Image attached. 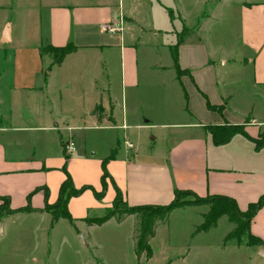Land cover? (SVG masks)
<instances>
[{
  "label": "crops",
  "instance_id": "0c3cea01",
  "mask_svg": "<svg viewBox=\"0 0 264 264\" xmlns=\"http://www.w3.org/2000/svg\"><path fill=\"white\" fill-rule=\"evenodd\" d=\"M133 1L132 7L125 0L29 1L28 24H20L10 18L7 7L12 0H0V197L10 199L11 209L26 206L28 199H46L45 189L50 193L64 180L61 174L52 180L68 153L59 145V135L66 133L67 144L75 146L80 134L103 130L115 132L110 147L116 155L108 168L114 187L129 206L168 204L179 190L199 197L229 196L246 210L264 193V147L257 149L251 138L240 134L216 145L207 128L244 125L249 120L245 127L250 137L264 131V0H239L240 38L248 55L218 53L206 44L203 33L214 17V7L194 28L185 10L195 0L186 5L185 0H177L178 20L170 11L172 19L161 20L152 30L135 13L142 3L146 5L144 0ZM202 1L208 5L212 0ZM218 1L223 9L230 8L231 0ZM43 9L47 10L44 20ZM103 25L118 29L111 35ZM146 30L152 37H142ZM164 34L172 37L163 40ZM163 42L169 53L180 43L179 66L184 74L179 75L174 60H162L157 46ZM69 43L77 50L60 65L50 54H41L42 45ZM142 49L144 59L150 58L147 51L153 55L146 63L140 61ZM207 100L223 111L210 110ZM155 129H160V136L151 140L160 137L174 143L167 151L144 158L131 138L139 135L136 139L143 142L144 131L150 135ZM52 136L57 146L49 142ZM58 194H49L51 204ZM31 206L44 209L45 204ZM197 207L177 208L171 215L179 221L185 212L201 216L205 211ZM36 215L47 219L51 214L20 212L3 215L0 221ZM196 221H188L190 238L197 235V226L191 228ZM164 230L167 225L158 226L150 241L152 257H143L146 262L155 260L152 243ZM250 232L263 242L247 243L250 261L264 264V208L253 219Z\"/></svg>",
  "mask_w": 264,
  "mask_h": 264
},
{
  "label": "rangeland",
  "instance_id": "374dc122",
  "mask_svg": "<svg viewBox=\"0 0 264 264\" xmlns=\"http://www.w3.org/2000/svg\"><path fill=\"white\" fill-rule=\"evenodd\" d=\"M29 1L37 2L38 0H12L13 4L7 9L13 21H19L20 24L27 23L30 11ZM150 1L153 3L152 7L148 5L147 0H144L146 5L142 3L135 12L140 21L151 26L147 29H156V25H161V20L168 23L170 18L172 19L170 11L175 13V19L178 20L181 11H179L180 7L177 0ZM17 2L22 4L17 7ZM133 2V0H125L128 7H132ZM138 2L141 3V1ZM188 3H190V0L184 1L185 5ZM229 4V9H223L218 0H212L208 5H204L202 0H195L191 1V7L185 10V15H187L191 26L198 28L203 18L207 14L209 15L211 8L214 7V17L207 25L205 33H203L206 36V44L209 47L216 48L218 53L228 51L248 55V51L242 49L240 38L241 6L239 0H231ZM42 12L44 20L45 16L47 17V10L43 9ZM177 23L179 24V22ZM177 23L175 22V24ZM44 25L45 23H43V27ZM139 26L142 27L144 24L139 22ZM168 30L171 31V29ZM109 34L112 35L110 32ZM164 35L163 40L172 37L170 34ZM142 37L152 36L146 30ZM162 44L164 42L158 44L157 50L161 54L162 60L165 63H170L173 60L171 52L169 53L168 50L164 49ZM142 52L144 53L143 49L140 50L141 63L151 60L153 56L151 51H147L145 54V56L150 57L149 59H144ZM151 98L152 95L149 99L150 102ZM150 102L145 104L147 110ZM175 116L177 117V115ZM247 123H249V120L244 125ZM114 133V131L103 130L98 133H86L82 137L80 134L74 141L76 142L75 148L78 150L69 152L67 149L70 155L69 159L67 160L65 157L63 165L55 170L60 173L57 172L55 176L53 175V182L55 177L60 174L64 176V180L59 184L58 189L52 187V192L50 190L49 193L50 197L51 195L55 196L58 192L60 193L61 185L67 177H70L75 189H81L83 186L88 187L81 195L73 196L68 201V208L74 219L73 224L69 219L61 218L55 227L51 228L52 218H49L52 217L51 215L47 219L36 215L13 216L8 221H0V225L4 224L3 227H0V264H166L169 259H174L171 264H258L254 260L250 261L251 253L247 246V238L242 242L243 246L238 247L235 240L225 244L226 236L234 229V224L229 222L227 216L221 217L213 228L199 232L195 237L190 238L189 231L186 228L189 225L188 221L195 222L197 220L195 224L192 223V229L204 222L205 214L210 209L208 197L198 196L201 202L197 204V208L205 211L201 216H196L193 212H185L181 214V221H179L173 214H170L164 224H161L167 225L168 230L162 231L154 244L152 243L156 258L151 263L146 262L144 258H138L136 254L135 237L140 221L139 215H127L121 222L114 218L103 225L93 226L87 224L86 218L102 217L111 209H114L113 202L116 189L109 172L108 162H104L112 152L110 146ZM160 133V129L153 130L150 135L144 131L143 142L139 141L140 138H138L139 140L136 139L139 135L131 138L137 142L136 145L145 156L144 158H148L151 153L157 156L158 152L167 151L169 146L174 143V140H162L160 137L157 141L151 140L155 135L160 136ZM120 134L119 131V136ZM67 140L66 133L58 136V143L62 147H67ZM128 140L130 141V139ZM49 142L57 146L53 136ZM69 142L71 141L69 140ZM130 149L134 156V148ZM92 152H95V155ZM103 163L106 165L105 169ZM104 172L109 174L104 178L106 180L105 184L103 182ZM111 190L112 192H110ZM179 198L195 199L191 194H180ZM50 200L30 199V203L33 205L36 203L45 204L46 202L50 203ZM52 200L57 201V199ZM55 204L56 202L51 206ZM1 205H3V208L7 206L2 201ZM119 207H125L124 198ZM179 222L183 224L180 225L181 228L177 227ZM183 255H186L185 260L184 258L180 260V256Z\"/></svg>",
  "mask_w": 264,
  "mask_h": 264
},
{
  "label": "trees",
  "instance_id": "16d2710c",
  "mask_svg": "<svg viewBox=\"0 0 264 264\" xmlns=\"http://www.w3.org/2000/svg\"><path fill=\"white\" fill-rule=\"evenodd\" d=\"M179 45L176 43L171 47V52L175 67L180 74H184L179 66ZM77 50V46L73 43H69L62 47H56L51 44L42 45L40 48L41 54H50L53 57L54 64L60 65L65 57ZM207 106L210 110L222 112L221 106L212 105L209 100H207ZM209 132L211 133L214 144L222 145L228 143L235 135H244L255 143L257 149L264 147V131L256 138L250 137L246 131L245 125H234L230 123H225L223 125H209ZM116 155V149L111 152V154L106 158L104 162H109ZM68 160L70 155L65 154ZM104 169L106 168L105 163H103ZM66 163L64 165L65 169ZM105 171V170H104ZM109 176L107 172L103 174V182L105 184V177ZM88 188L83 186L81 189H75L70 177L63 182L60 188L59 197L54 206L51 203L46 202L44 209H34L31 206L30 199H28V204L24 207L18 209H11L10 199L8 197H0V200L7 204L3 208L0 205V218L6 214H15L20 212H36L40 213L47 211L51 214V226L53 227L61 218H67L73 224V216L68 208V201L73 196H79L81 193ZM105 188V186H104ZM116 196L113 202L114 209H111L105 216L96 218H86V222L89 225H103L111 218H116L118 222L124 220L127 215H139V225L136 232V254L138 258L145 257L149 259L152 257L153 251L150 246L151 239L156 235V230L158 226L164 224L165 220L169 218L170 214L177 208H181L188 205H197L201 202V199L191 191H176L175 198L168 204L164 205H141V206H129L125 202V207H119L123 203V193L121 190L115 186ZM39 190V189H37ZM180 194H191L195 199H180ZM49 190L45 189V198L48 199ZM103 196V195H101ZM99 198V197H98ZM102 198V197H101ZM208 202L210 204V209L205 214L204 222L197 227L196 232L207 231L213 228L223 216H227L229 222L234 224V229L228 233L225 239V244L229 241L235 240L237 244H242L245 238H247V243L249 246H260L263 242L256 236L252 235L250 232V227L253 219L257 215L258 211L264 208V193L259 197L257 201L251 202L246 210H241L235 201V199L229 196L216 195L208 196ZM61 207V209H60ZM140 264V263H139Z\"/></svg>",
  "mask_w": 264,
  "mask_h": 264
},
{
  "label": "built area",
  "instance_id": "2783aa9c",
  "mask_svg": "<svg viewBox=\"0 0 264 264\" xmlns=\"http://www.w3.org/2000/svg\"><path fill=\"white\" fill-rule=\"evenodd\" d=\"M102 28L104 31L113 32V33H115L118 29L116 27L109 26V25H103ZM129 146L132 147L133 145L130 144ZM66 148L68 149L69 152H74V150H75V146L73 143L68 144Z\"/></svg>",
  "mask_w": 264,
  "mask_h": 264
}]
</instances>
